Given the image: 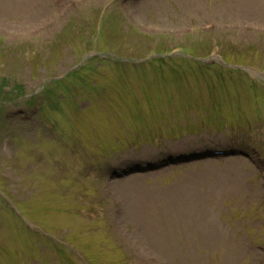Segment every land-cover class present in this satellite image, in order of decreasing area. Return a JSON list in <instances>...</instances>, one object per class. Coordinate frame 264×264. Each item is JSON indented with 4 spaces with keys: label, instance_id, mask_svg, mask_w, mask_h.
Listing matches in <instances>:
<instances>
[{
    "label": "rangeland",
    "instance_id": "rangeland-1",
    "mask_svg": "<svg viewBox=\"0 0 264 264\" xmlns=\"http://www.w3.org/2000/svg\"><path fill=\"white\" fill-rule=\"evenodd\" d=\"M0 264H264V0H0Z\"/></svg>",
    "mask_w": 264,
    "mask_h": 264
},
{
    "label": "bare ground",
    "instance_id": "bare-ground-1",
    "mask_svg": "<svg viewBox=\"0 0 264 264\" xmlns=\"http://www.w3.org/2000/svg\"><path fill=\"white\" fill-rule=\"evenodd\" d=\"M126 195L128 202H130V209L133 210L134 214L136 216H141L145 224L150 222V215H152L150 209H152L151 202L153 201L145 197V192H140L139 190H129ZM146 226L147 225H145V227ZM147 236L154 241L159 240V237L156 233L149 231Z\"/></svg>",
    "mask_w": 264,
    "mask_h": 264
},
{
    "label": "water",
    "instance_id": "water-1",
    "mask_svg": "<svg viewBox=\"0 0 264 264\" xmlns=\"http://www.w3.org/2000/svg\"><path fill=\"white\" fill-rule=\"evenodd\" d=\"M224 154H228V153H224Z\"/></svg>",
    "mask_w": 264,
    "mask_h": 264
},
{
    "label": "trees",
    "instance_id": "trees-1",
    "mask_svg": "<svg viewBox=\"0 0 264 264\" xmlns=\"http://www.w3.org/2000/svg\"><path fill=\"white\" fill-rule=\"evenodd\" d=\"M93 58V57H92Z\"/></svg>",
    "mask_w": 264,
    "mask_h": 264
}]
</instances>
